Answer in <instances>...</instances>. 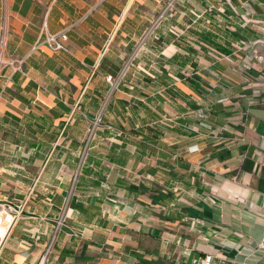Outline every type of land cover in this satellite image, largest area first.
<instances>
[{
	"label": "crops",
	"instance_id": "1",
	"mask_svg": "<svg viewBox=\"0 0 264 264\" xmlns=\"http://www.w3.org/2000/svg\"><path fill=\"white\" fill-rule=\"evenodd\" d=\"M167 1L0 0L25 62L0 78V200L24 202L0 264H264V0H182L153 27ZM47 31L67 50H35ZM252 40L262 60L235 47ZM194 108L228 138L159 124ZM67 198L83 236L64 230L43 262Z\"/></svg>",
	"mask_w": 264,
	"mask_h": 264
},
{
	"label": "built area",
	"instance_id": "2",
	"mask_svg": "<svg viewBox=\"0 0 264 264\" xmlns=\"http://www.w3.org/2000/svg\"><path fill=\"white\" fill-rule=\"evenodd\" d=\"M182 0H168L167 4L161 9V13L158 15L156 20L153 22V27L159 25V23L162 22L163 19L166 18L167 15L171 13L172 10L175 9L176 5H178L179 2ZM219 6L217 3L213 0H207V10L214 11L218 10ZM2 22L0 24V78L4 72V70L8 67H10L13 71H21L22 73H25L24 71V61L22 59L13 58L8 55L7 52V45H8V38H9V23H10V17H9V8L6 6L4 7L3 14H2ZM173 32L177 33L175 29L172 30ZM68 41V34L66 32H58L50 33L46 32L45 37L43 40H38L34 44V49L38 50L43 45H47L50 47L53 51L58 52L61 50H67V46L65 43ZM254 40L248 41V42H239L235 44L236 49L238 50H245V47L247 45H252ZM228 58V56H227ZM247 59L250 58V60L257 59L261 60V56L259 54L253 53L252 56L247 55ZM129 65L127 64L122 73H124L128 69ZM109 81L116 82L115 79H113L112 76H108L107 78ZM228 99L225 97L224 99H221V102L224 103ZM108 98H105L102 101V105L100 110L98 111L96 117L94 120L90 123L86 130V138L84 141L83 150L81 151L80 156V166L79 169L82 168L84 165V162L88 156V153L90 151V147L94 140L98 136V131L102 126L103 123V116L105 109L108 105L107 103ZM161 119L159 121V124H161L163 127H169V128H175V127H182L186 131L192 133V134H199L205 139H215V140H225L226 136H224L226 131H231L230 127L228 125H225V127L222 128H216L214 124L211 121V115L210 111L206 108H194L188 112L180 113V114H170L165 113L161 115ZM238 140L239 138H235ZM201 148L199 145H189L186 148H182L181 150L175 152L172 154V158L174 160H179L182 157H185L187 154L196 153V151H199ZM79 174L78 172L75 174V180L77 182V176ZM181 189H178V191ZM211 202H214V199H211ZM24 208V202H18L15 203L13 200L3 199L0 200V254L4 247L5 240L9 237L12 230L15 227V224L18 222V219L23 213ZM70 199L67 198L63 206L60 208V212L57 217L53 219L54 224V233L51 236L49 242L47 243L45 250L43 252L42 261H46L49 256L51 255V252L56 244V241L58 240V235L64 230H66L71 236L79 238L83 236V230L79 227H75L72 224L68 223V218L70 215ZM215 256L212 254H207L204 258H199L198 261H196L195 264H215ZM222 264H225L223 262Z\"/></svg>",
	"mask_w": 264,
	"mask_h": 264
},
{
	"label": "rangeland",
	"instance_id": "3",
	"mask_svg": "<svg viewBox=\"0 0 264 264\" xmlns=\"http://www.w3.org/2000/svg\"><path fill=\"white\" fill-rule=\"evenodd\" d=\"M249 47L253 48V45H247V46L245 47V50H240V51H244V54H245L244 58H246L247 55L252 56V54L255 53V52L253 51V49H251V48H249ZM249 49H251V50L249 51ZM259 55H260V54H259ZM260 56H261V55H260ZM249 59H250V58H249ZM261 60H262V57H261ZM251 61H252V60H251ZM216 77H217V75H216ZM218 78H219V77H218ZM261 244H264V242L261 243Z\"/></svg>",
	"mask_w": 264,
	"mask_h": 264
},
{
	"label": "flooded vegetation",
	"instance_id": "4",
	"mask_svg": "<svg viewBox=\"0 0 264 264\" xmlns=\"http://www.w3.org/2000/svg\"><path fill=\"white\" fill-rule=\"evenodd\" d=\"M213 199H214V198H213ZM214 202H215V199H214ZM262 246H264V244H262ZM226 264H227V263H226ZM228 264H233V262L230 261Z\"/></svg>",
	"mask_w": 264,
	"mask_h": 264
}]
</instances>
